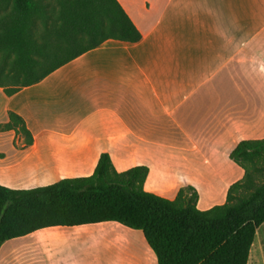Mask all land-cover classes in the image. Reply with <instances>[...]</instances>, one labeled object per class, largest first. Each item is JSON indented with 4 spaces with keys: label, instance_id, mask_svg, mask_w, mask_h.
<instances>
[{
    "label": "crops",
    "instance_id": "obj_1",
    "mask_svg": "<svg viewBox=\"0 0 264 264\" xmlns=\"http://www.w3.org/2000/svg\"><path fill=\"white\" fill-rule=\"evenodd\" d=\"M117 2L138 42L106 40L10 97L0 89V125L12 112L32 135L26 147L0 132V185L88 177L108 153L118 172L146 166L148 192L190 185L199 210L223 204L242 175L230 152L264 139V0ZM141 236L114 222L45 228L4 242L0 264H156Z\"/></svg>",
    "mask_w": 264,
    "mask_h": 264
},
{
    "label": "trees",
    "instance_id": "obj_2",
    "mask_svg": "<svg viewBox=\"0 0 264 264\" xmlns=\"http://www.w3.org/2000/svg\"><path fill=\"white\" fill-rule=\"evenodd\" d=\"M140 38L117 0H0V89L10 97L106 40ZM8 131L31 146L12 112L0 125ZM229 158L242 175L223 204L203 211L193 187L173 199L148 192L146 166L118 172L108 153L88 177L28 190L0 185V247L45 228L114 222L140 232L156 264H247L264 223V139L239 142Z\"/></svg>",
    "mask_w": 264,
    "mask_h": 264
},
{
    "label": "rangeland",
    "instance_id": "obj_3",
    "mask_svg": "<svg viewBox=\"0 0 264 264\" xmlns=\"http://www.w3.org/2000/svg\"><path fill=\"white\" fill-rule=\"evenodd\" d=\"M18 135L24 138L22 134H18ZM184 186H190V185H184ZM135 232H137L139 236H141L138 231ZM247 264H264V223L257 229L254 242L250 249V256Z\"/></svg>",
    "mask_w": 264,
    "mask_h": 264
}]
</instances>
